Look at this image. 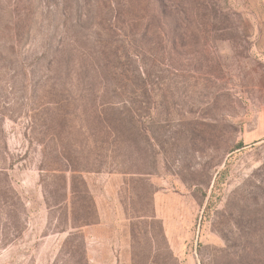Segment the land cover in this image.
Instances as JSON below:
<instances>
[{
  "label": "rangeland",
  "instance_id": "rangeland-1",
  "mask_svg": "<svg viewBox=\"0 0 264 264\" xmlns=\"http://www.w3.org/2000/svg\"><path fill=\"white\" fill-rule=\"evenodd\" d=\"M95 1L0 0V264H264V0H133L132 13L122 0L120 15L121 0ZM123 25L127 38L99 39L133 79L112 113L58 41L75 32L85 48ZM115 113L112 157L87 125ZM43 138L104 162L67 174L66 191L47 179L58 205Z\"/></svg>",
  "mask_w": 264,
  "mask_h": 264
},
{
  "label": "trees",
  "instance_id": "trees-1",
  "mask_svg": "<svg viewBox=\"0 0 264 264\" xmlns=\"http://www.w3.org/2000/svg\"><path fill=\"white\" fill-rule=\"evenodd\" d=\"M168 1H169V4L172 6V8L178 7V6L184 7L190 4L189 1H193V3L197 2L196 0L195 1L194 0H168ZM95 2L99 3L101 1L97 0ZM123 2H124L125 11L127 12L132 13L134 12V9L142 11L141 1L133 2V0H123ZM156 3H157V0H156ZM110 4L113 6L114 4L113 0H111ZM204 7L207 8L206 5H204ZM110 10H113L112 7ZM116 10H118L119 15L121 14V12L123 13L122 0L118 3ZM134 16L135 18H131V17L128 18L127 23L136 22L137 16L136 15ZM64 18L66 19V21H71L70 17L67 15L64 16ZM79 20H80V17L76 21V26ZM134 24L135 23H133V25ZM67 27L69 28V25L64 28L67 29ZM98 30L92 33V38L98 41L94 42L93 44H89V46L87 45V47L85 48L81 46L80 44L77 46L75 45L76 39L78 41V36L75 32L72 34L74 38H71V45H69L68 48L63 47L65 46L63 45L65 44V41H64L65 34L63 32V35H62V32H61V36L58 41V46L60 48L59 49L60 52L66 51L71 57L74 55L78 57L77 58L78 60L74 61V64L76 65V68H77V73L81 69L82 70L84 69L85 72L89 73V76H88L89 79H86L84 81L82 79L80 80V81H83L82 82L83 91H85L86 93L90 92V95L94 96L95 98H98V97L103 98V96L109 95L110 97L105 98L104 102L101 104V107H104L105 110H110L112 113H114L117 111L116 106H120L121 104L127 103V101L118 100V98L124 92V90L128 89L130 92L132 89H134L132 74L130 73V68H129V71L127 69L123 70V68H120L119 70L118 66L116 65L119 63H112V61L120 62L121 60L120 56L115 57V54H113V50L111 46L109 44H106L105 42H102L99 39L101 38L102 32H105V33H102L103 34L102 36L104 37V36H108V33L110 31L115 30L116 32V30H118V33H121L124 39L127 38L126 36L127 33L123 32L125 30V25H123L122 28L118 27L115 29L114 28L109 29L107 32L105 30H100V28H98ZM82 38L86 39L87 36L82 35ZM90 60L92 62L88 63ZM103 71L107 73L105 74V76L108 78L102 77L101 73ZM94 83H98V85L95 86ZM130 108H131V103L128 109L125 110V114H127V121L133 122L136 112L133 109L130 110ZM33 113L34 115L32 114L30 117L31 118V122H30L31 129L37 130L38 125L36 124L37 122L36 121L37 118L35 115L36 113L35 112ZM95 120L100 121L101 129L103 130V133L105 135L104 144L108 146L107 152L110 154V156L112 154V157H114V154L116 152L115 149L117 148V141H118L117 127L119 126V124H122L121 118L119 119L116 113L115 115L104 114L101 118H99L98 116L94 117L93 115V116H90V119L88 120L89 124L87 125V127L91 128L90 126L91 122L93 123V121ZM66 138L68 140L72 139V135L71 136L68 135V137ZM40 145H41V155H40L41 159H40V164H39V171L41 173V184L43 186L45 196H46L45 200L48 204H50L51 201H53L56 203V205H58L56 200H54V196L51 195L53 192L51 187L54 186V183L53 181L48 182L47 179L54 178L55 176H57L56 174H59L61 176L60 178H63L65 180V182L63 183V186H64L63 190L66 191L67 187L72 188L73 186L72 180L69 181V185H68L67 180H66L67 174L71 176H75L76 174L80 175L84 171H89L92 169L98 170L102 167L101 165L104 164L103 161L99 162V164H89L90 162L84 159V157H81V156L79 157L73 154L76 152V149H75L76 147H74L72 144L67 145L69 146V148L65 149L63 143L57 144L56 142H54L53 138L49 140H45V138H43L40 141ZM84 165H88V166H84ZM54 206L55 204H53L52 207Z\"/></svg>",
  "mask_w": 264,
  "mask_h": 264
}]
</instances>
